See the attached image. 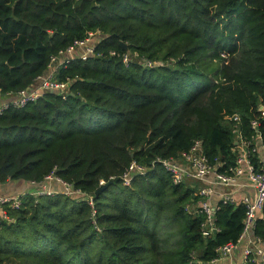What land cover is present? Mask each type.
<instances>
[{
    "label": "trees",
    "instance_id": "trees-1",
    "mask_svg": "<svg viewBox=\"0 0 264 264\" xmlns=\"http://www.w3.org/2000/svg\"><path fill=\"white\" fill-rule=\"evenodd\" d=\"M89 31L102 36L94 55L58 69L64 97L45 91L0 114V183L52 173L81 192L4 204L0 264H207L238 244L246 208L219 202L216 230L204 236L200 186L174 183L159 160L200 140L208 164L226 173L237 157L225 119L234 113L246 141L258 119L264 145V0H0V94L30 88ZM250 160L257 171L258 155ZM132 161L145 171L125 185ZM253 233L264 241V209Z\"/></svg>",
    "mask_w": 264,
    "mask_h": 264
},
{
    "label": "built area",
    "instance_id": "built-area-1",
    "mask_svg": "<svg viewBox=\"0 0 264 264\" xmlns=\"http://www.w3.org/2000/svg\"><path fill=\"white\" fill-rule=\"evenodd\" d=\"M102 36L98 31H89L83 39L75 40L66 49L59 51L50 59L48 69L42 75L38 76L35 83L27 90H22L15 95V99L11 103L0 104V114L8 106L21 107L27 102H31L40 97L45 91H56L63 97L68 92L69 81H59L56 79L58 69L67 60L77 59L84 61L88 57L93 56L95 53V45L100 41ZM129 59L128 53L124 54L122 60L125 62ZM146 66H153L155 63L143 60ZM260 117L264 118V105L258 108ZM228 121L235 123L233 133L237 139V157L234 165L228 167L226 173H217L208 164L202 149L200 140H195L189 150L182 152L177 159H161V165L170 172L174 183H183L188 180L205 181L208 174L214 175V182L220 185H238V179L246 177L249 186L254 190V197L251 199L244 196L241 200H236L233 193L224 195L222 202L229 204H244L246 208L245 217L243 219V232L242 236L250 232L255 223V219L264 209V152L260 153L259 148H264L260 139L258 131V119H253L250 124L254 128L255 133L252 135L251 141H246L241 136L240 115L234 113L230 117L225 118ZM251 154H257L259 159L260 168L255 171L254 166L250 160ZM145 168L132 161L125 172L121 176L122 182L129 184L130 178L134 174L144 173ZM56 182L60 186V190H53L49 188L50 182ZM39 191L30 193L32 195H52L56 192H63L66 195H79V190H74L71 185L52 173L45 176L44 180L40 183ZM103 184V182H101ZM198 194L203 198L200 202V212L204 214L205 220L203 223L202 234L204 236L210 235L215 231L213 216L215 208L209 204L207 198L213 194V188L210 185L200 186ZM22 195V194H21ZM19 196H3L0 195V223L2 220L8 219L3 209L4 204H9L11 207L19 206ZM89 204H92V199L89 197ZM236 246L227 244L218 249V255L207 264H234L232 254ZM253 252L258 258L264 257V241L254 237L252 239V248L246 250L244 255Z\"/></svg>",
    "mask_w": 264,
    "mask_h": 264
},
{
    "label": "crops",
    "instance_id": "crops-1",
    "mask_svg": "<svg viewBox=\"0 0 264 264\" xmlns=\"http://www.w3.org/2000/svg\"><path fill=\"white\" fill-rule=\"evenodd\" d=\"M15 99V95L2 96L0 94V104L11 103ZM260 153L264 152V148H259ZM238 185H220L214 182V175L208 174L205 181H188L192 182L190 185L194 187L210 185L213 188V194L207 198L209 204L213 207H217L219 202H222L224 195L233 193L236 200H241L244 196L249 198L254 197V190L249 186L246 177H241L238 180ZM197 186V187H198ZM41 188L40 184L25 182L22 180H11L5 183H0V195L3 196H18L23 193H34L39 191ZM49 188L53 190H60V186L56 182H50ZM237 204V203H236ZM254 234L248 232L246 235L241 236L238 244H236L237 255L232 254V260H241L245 258L244 252L252 248V239Z\"/></svg>",
    "mask_w": 264,
    "mask_h": 264
},
{
    "label": "water",
    "instance_id": "water-1",
    "mask_svg": "<svg viewBox=\"0 0 264 264\" xmlns=\"http://www.w3.org/2000/svg\"><path fill=\"white\" fill-rule=\"evenodd\" d=\"M120 47L123 48L124 50H126L128 52V47L124 42H120L119 43ZM234 144H236V142H234ZM112 181H109L108 183L104 184L99 190L98 192H100L102 189H104L106 186H108ZM251 233H253V230L251 231Z\"/></svg>",
    "mask_w": 264,
    "mask_h": 264
},
{
    "label": "clouds",
    "instance_id": "clouds-1",
    "mask_svg": "<svg viewBox=\"0 0 264 264\" xmlns=\"http://www.w3.org/2000/svg\"><path fill=\"white\" fill-rule=\"evenodd\" d=\"M235 145H237V144H235ZM252 230H253V229H252ZM252 230H251V231H252ZM253 234H254V233H253ZM254 237H255V236H254ZM235 250H236V249H235ZM233 263H234V261H233Z\"/></svg>",
    "mask_w": 264,
    "mask_h": 264
},
{
    "label": "rangeland",
    "instance_id": "rangeland-1",
    "mask_svg": "<svg viewBox=\"0 0 264 264\" xmlns=\"http://www.w3.org/2000/svg\"><path fill=\"white\" fill-rule=\"evenodd\" d=\"M215 226V225H214ZM216 230V228H214Z\"/></svg>",
    "mask_w": 264,
    "mask_h": 264
}]
</instances>
